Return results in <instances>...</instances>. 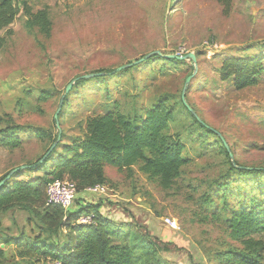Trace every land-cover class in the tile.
Segmentation results:
<instances>
[{"label":"rangeland","instance_id":"rangeland-1","mask_svg":"<svg viewBox=\"0 0 264 264\" xmlns=\"http://www.w3.org/2000/svg\"><path fill=\"white\" fill-rule=\"evenodd\" d=\"M29 3L33 12H48L51 28L49 34L29 30L28 17L21 12L0 31V130L17 125L13 131L21 139L18 147L0 146V178L45 152L48 144L44 146L37 133H57L54 116L74 78L111 72L154 51L165 56L194 52L197 71L186 99L217 135L200 127L181 103L186 79L194 73L192 60L176 64L156 56L109 74L105 81L99 77L77 84L60 125L62 134L73 137L89 116L119 109L138 120L162 97L168 98L175 107L168 133L180 139L189 159L175 189L164 190L137 166L133 176L107 166V194L78 193L75 204L96 200L111 206L115 211L105 212L115 215L118 225L131 224L167 244L158 255L162 264H228L215 255L243 248L229 234L233 215L255 210L264 218V170L232 168H264V72L257 84L237 89L234 77L223 80L222 67L229 58L259 57L264 64V0H232L228 13L220 0ZM59 157L57 150L51 165ZM15 179L16 174L11 182ZM12 251L21 255L25 250ZM23 255L24 264L54 262L35 253Z\"/></svg>","mask_w":264,"mask_h":264},{"label":"trees","instance_id":"trees-1","mask_svg":"<svg viewBox=\"0 0 264 264\" xmlns=\"http://www.w3.org/2000/svg\"><path fill=\"white\" fill-rule=\"evenodd\" d=\"M220 1L228 13L232 0ZM21 12L28 17L26 26L29 30L50 33L48 12L45 9L33 12L29 0H0V31L10 27ZM155 56L171 63L187 64L186 60L157 53L144 62L151 61ZM222 71L223 80L234 77L236 88L244 89L257 84L259 76L264 72L263 59L229 58L224 61ZM113 73H116L115 70L107 72V75ZM107 75L95 78L105 81ZM92 79L78 81L71 91L81 82L95 81ZM68 95L59 115L60 122L63 120ZM180 97L183 107L195 118L196 123L207 132L216 134L189 110L182 93ZM174 116L175 107L169 105L168 98L162 97L138 120L114 109L105 114L89 116L85 126L80 127L82 135L70 137V141L66 140L68 135L63 132L52 154L43 163L25 170L41 172L42 175L11 182L14 175L0 188V264H24L21 259L24 258L23 254L33 253L49 258L52 262L62 260L66 264H162L158 255L162 250H167V244L163 245L149 238L131 224L120 222L118 225V218L108 215L100 204L81 203L79 206L75 205L74 210L49 204L46 188L56 179H69L76 184L77 192L82 193L97 184L111 182L106 174L107 166L128 176L135 174L137 166L139 172L146 174L150 180L157 181L164 190L175 189L181 169L189 163V159L183 155L184 144L180 139L168 133L169 123ZM3 118L0 115V122L4 121ZM54 122L56 123L55 119ZM14 126L0 130V146L18 147L21 144L20 137L13 131L20 127ZM55 128L57 133L53 130H40L37 133L43 145H48L38 159L28 162L29 165L37 163L57 141L59 129L57 126ZM219 139L231 159L229 147L221 137ZM65 143L67 144L61 150ZM57 150L60 157L51 165L50 159ZM232 168L251 173L264 170L233 164ZM9 172L0 178V182ZM23 172L24 170L17 172L16 177ZM13 208L27 213L29 217L22 225L14 219L19 235L11 238L6 235L8 230L3 227L1 216ZM91 213L94 214L92 223L81 224L78 221L82 214ZM32 233L38 234L34 236ZM229 234L243 248L226 250L215 255L217 258L228 264H264V218L260 214L255 210L235 213L230 220ZM13 243L16 247L12 248ZM11 249L25 251H19L21 255H16Z\"/></svg>","mask_w":264,"mask_h":264},{"label":"water","instance_id":"water-1","mask_svg":"<svg viewBox=\"0 0 264 264\" xmlns=\"http://www.w3.org/2000/svg\"><path fill=\"white\" fill-rule=\"evenodd\" d=\"M162 54L161 51H154V52H151L147 55H145L144 57L134 61V62H131V63H128V64H125V65H122L120 67H118L115 72H118V71H122V70H125L131 66H135V65H138L140 63H143L144 61H146L147 59H149L153 54ZM167 57H170V58H178V59H182V60H186V59H191L192 62L194 63L195 65V69H194V73L190 76L187 77L186 79V84H185V87L183 89V93H182V98H183V101L184 103L186 104V106L189 108V110L197 117V119L204 123L207 127L211 128L210 126H208L196 113V111L189 105V103L187 102V99H186V91H187V88H188V85H189V82L191 80V78L193 77V75L195 74V72L197 71V57H196V54L194 52H191L187 55H177V54H170V55H166ZM107 75V72H98V73H89V74H85V75H82V76H79V77H76L74 78L67 86L66 88V92L65 94L63 95L62 99H61V102H60V105L58 107V110L54 116L55 120H56V126L58 127L59 129V138L57 139V141H55L51 147L49 148V150L43 155V157L37 162V163H34V164H24V165H21L19 167H16L14 168L13 170H11L9 172V174L7 175V177L5 179H3L1 182H0V188L2 186H4L7 181H9L17 172L19 171H23V170H26V169H30V168H33V167H36L38 164H41L43 163L51 154L52 152L54 151V149L56 148V146L58 145L59 143V140L61 138V134H62V130H61V125H60V120H59V115L62 111V108H63V105H64V100L66 98V96L68 95V93L71 91V89L73 88V86L80 80L82 79H92V78H95V77H99V76H105ZM214 132H216L218 134V132L216 130H214L213 128H211ZM220 136V135H219ZM221 137V136H220ZM222 140H224L222 137H221ZM227 145V144H226ZM227 147H229L227 145ZM231 157H233V155L231 154Z\"/></svg>","mask_w":264,"mask_h":264},{"label":"built area","instance_id":"built-area-1","mask_svg":"<svg viewBox=\"0 0 264 264\" xmlns=\"http://www.w3.org/2000/svg\"><path fill=\"white\" fill-rule=\"evenodd\" d=\"M90 192L105 194L106 186L104 184H97L88 189ZM47 202L49 204L59 205L65 209L73 207L77 199V186L69 179H56L51 182L47 188ZM86 205V204H85ZM94 214H82L79 217L81 224L92 223ZM168 223H171L169 218L166 219ZM53 264H66L62 260H55Z\"/></svg>","mask_w":264,"mask_h":264},{"label":"crops","instance_id":"crops-1","mask_svg":"<svg viewBox=\"0 0 264 264\" xmlns=\"http://www.w3.org/2000/svg\"><path fill=\"white\" fill-rule=\"evenodd\" d=\"M81 126H85V122L83 123V124H81ZM80 129V128H79ZM72 133H74V131H71ZM82 135V133H81V130H80V133H76L75 134V136H73V137H77V136H81ZM71 136L70 135H68L67 136V138H66V140L68 139V141H70L69 140V138H70ZM83 137V136H82ZM67 143H65L64 145H62L61 146V150H62V148L66 145ZM41 152V151H40ZM39 152V153H40ZM54 161H55V159H54ZM24 172H26V173H28V176H26V175H20L19 177H17V179H15V180H21V179H24V180H28V179H30V178H35L40 172H37V171H24ZM23 174V173H22ZM86 192H89V193H91V194H100V193H94V192H90L89 190H87ZM105 194H107V193H105ZM91 204H95V205H98V204H100V203H98V202H96V200L95 201H92L91 200ZM76 205V204H75ZM101 205V209H104L103 211H105V209H108V210H112V211H115V210H113V208L111 207V206H107V205H105L104 207L102 206V204H100ZM77 206V205H76ZM76 206H73V207H71V210H74V208L76 207ZM108 215H111V216H115V215H113V214H111V212H109V213H107ZM117 214V213H116ZM2 219H1V221H2V224H3V227L5 228V230L7 229L8 230V232H6V235L9 237H11V238H13V237H16V236H18L19 235V230H18V226H16L15 224H14V219L17 221V222H19V224L20 225H22L23 223H24V221L26 220V218H28L29 217V215H27V213H22L21 211H18V209H15V208H13V209H10L8 212H6V213H4L2 216ZM37 234L38 233H36V234H33L32 233V235H34V236H37ZM1 246L2 247H4V244H1ZM11 247H16V244H11Z\"/></svg>","mask_w":264,"mask_h":264}]
</instances>
